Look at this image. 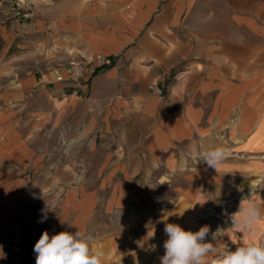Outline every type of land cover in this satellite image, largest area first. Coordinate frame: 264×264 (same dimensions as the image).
Wrapping results in <instances>:
<instances>
[{"label":"crops","instance_id":"0c3cea01","mask_svg":"<svg viewBox=\"0 0 264 264\" xmlns=\"http://www.w3.org/2000/svg\"><path fill=\"white\" fill-rule=\"evenodd\" d=\"M216 147L228 154L213 169L199 158ZM229 198L241 216L259 209L241 241L257 243L264 0H41L32 20L0 16V264H21L44 231L84 233L103 264H161L166 223L191 231Z\"/></svg>","mask_w":264,"mask_h":264},{"label":"clouds","instance_id":"9594fccd","mask_svg":"<svg viewBox=\"0 0 264 264\" xmlns=\"http://www.w3.org/2000/svg\"><path fill=\"white\" fill-rule=\"evenodd\" d=\"M226 157L227 149L216 147L202 152L199 161L206 163L209 168L217 169ZM259 217V209L249 204L236 224L249 231ZM46 219L45 213L39 222L43 223ZM164 232L167 239L163 244L165 254L160 257L161 264H206V257L216 251L212 243L205 242L209 234L208 226L193 232L179 224L166 223ZM212 239H216V233ZM33 250L36 254L35 264H103V254L93 252L88 238L80 231H62L51 236L44 231ZM213 264H264V242L238 246L234 251L229 250L217 256Z\"/></svg>","mask_w":264,"mask_h":264},{"label":"rangeland","instance_id":"374dc122","mask_svg":"<svg viewBox=\"0 0 264 264\" xmlns=\"http://www.w3.org/2000/svg\"><path fill=\"white\" fill-rule=\"evenodd\" d=\"M39 8H40V4H39ZM257 178L258 177H255V179ZM255 181L256 180L251 181L249 183L247 181H244L243 186L247 188L249 185L250 186L254 185ZM260 183L261 182L258 181L256 182V184H260ZM241 205L242 203H237L233 201L231 198L223 199L219 201V203H212L206 205L205 207L201 208L198 211V213L194 214L193 219L196 220L197 225L194 228H192L191 231L195 232L198 231L203 226H208L209 234L205 241H208V243L216 242L219 245L218 248L216 249L217 252L215 251L216 254H213L214 256L212 257V259L208 260L210 261L209 262L210 264H213V261L217 256L222 255L229 250L234 251L235 248L238 246H243L241 241L242 242L246 241L247 237H250L251 239L255 238L257 234L255 229L252 228V230H249L247 233H244L241 227L237 226L236 224V221H238L237 217H240L242 214V212L239 211ZM144 211L147 215H150L154 213L155 209L153 207L152 208L147 207L146 209H144ZM161 214L163 213L161 212ZM181 227L184 228V225L181 224ZM214 233H216L215 240L212 239V235ZM239 237H241V240ZM217 240L219 242H217ZM262 242H264V236L257 240V244ZM35 261H36V254L33 251L31 254L23 256L21 260V264H35ZM135 263L158 264V261L156 257H153L152 255L149 254H145L144 256L140 255V257L136 256V257L128 258L125 261H119L116 264H135Z\"/></svg>","mask_w":264,"mask_h":264},{"label":"built area","instance_id":"2783aa9c","mask_svg":"<svg viewBox=\"0 0 264 264\" xmlns=\"http://www.w3.org/2000/svg\"><path fill=\"white\" fill-rule=\"evenodd\" d=\"M39 4V0H0V16L5 21H29L37 13ZM84 68L82 61H72L68 69L70 80L76 83L82 81ZM55 81H62V76L59 73L55 77ZM148 89L157 97H163V91L157 85L151 84Z\"/></svg>","mask_w":264,"mask_h":264},{"label":"bare ground","instance_id":"6f19581e","mask_svg":"<svg viewBox=\"0 0 264 264\" xmlns=\"http://www.w3.org/2000/svg\"><path fill=\"white\" fill-rule=\"evenodd\" d=\"M227 154H228V153H227ZM224 203H225V202H224ZM224 203H223V204H224ZM226 203H227V202H226ZM135 264H136V263H135ZM145 264H146V263H145Z\"/></svg>","mask_w":264,"mask_h":264}]
</instances>
